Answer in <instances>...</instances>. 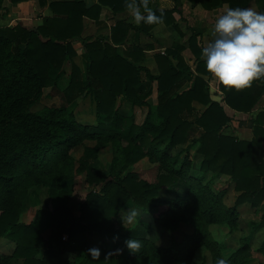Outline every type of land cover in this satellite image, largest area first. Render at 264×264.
I'll list each match as a JSON object with an SVG mask.
<instances>
[{
	"label": "trees",
	"instance_id": "1",
	"mask_svg": "<svg viewBox=\"0 0 264 264\" xmlns=\"http://www.w3.org/2000/svg\"><path fill=\"white\" fill-rule=\"evenodd\" d=\"M197 1L206 9L223 2L229 7L248 8L249 3ZM38 3L45 5L48 0ZM255 3L257 11L264 12V0ZM125 4L126 0H98L88 8L80 0L50 1L48 6L56 15L43 18L37 27H0V236L14 242L10 254H0V264H8L12 258L22 264H120L112 248L126 252L123 264H204L195 260L200 247L209 252L212 264L218 258L229 264L249 262L247 239L224 255L226 246L214 238L210 225L226 224L230 231L235 230L237 207L245 202L258 206L264 201V110L249 119L252 137L240 139L225 133L230 117L218 101L210 98L206 80L195 75L188 88L177 90L192 74L183 57L177 56L173 65L163 56L159 74H151L136 63L135 51L119 52L116 45L124 42L130 27L122 20L112 27L110 38L115 45L107 38L81 37L83 16L97 20L101 5L119 11L126 8ZM154 11L164 23L174 24V9ZM155 24L141 22L139 29L147 33ZM75 40H80L85 49L86 68L82 72L71 62L64 93L73 101L85 94L92 97L95 123L91 124L78 121L67 106L31 109L46 86L58 84L64 62L76 54ZM195 55V70L211 74L204 60ZM154 79L159 94L152 109L146 99L152 93ZM218 85L222 100L237 111H250L264 94V76L242 89L226 87L220 81ZM118 96L131 105L148 107L141 122L135 121L134 113L123 114L114 107ZM193 100L205 108L200 112ZM154 111L160 116L158 120ZM190 128L198 129L199 134L191 138L184 148L185 156L179 160L169 148L185 142ZM84 140L95 143L86 145L76 161L69 151ZM105 144L113 148L108 172L94 166ZM191 151L201 156V172L197 175L190 174ZM144 157L159 165L155 182L140 179L133 170ZM208 170L230 176L237 192L232 205L224 202V190H214L203 181ZM77 172L84 173L89 188L79 202L78 214H74L66 205L69 194L62 183ZM38 186L45 187L48 196L59 204L52 210L38 208L31 222H20L30 189ZM164 188L172 195L161 196ZM130 200L150 215L149 220L141 218L142 226L151 221L173 232L184 223L191 230L180 239L159 245L136 227L115 225L113 217ZM261 219L264 223V212ZM93 233L101 241L91 245L88 236ZM129 238L138 239L141 247L130 250L125 243ZM92 247L99 249L97 257L88 251ZM257 249L264 255V239ZM64 250L74 254L71 261L58 260Z\"/></svg>",
	"mask_w": 264,
	"mask_h": 264
},
{
	"label": "crops",
	"instance_id": "2",
	"mask_svg": "<svg viewBox=\"0 0 264 264\" xmlns=\"http://www.w3.org/2000/svg\"><path fill=\"white\" fill-rule=\"evenodd\" d=\"M50 1L56 0H48V3ZM80 1H82L88 8L94 7L98 2V0ZM48 3L40 5L38 0H2L0 4V27L21 25L27 29H33L42 23L43 18L54 17L56 15V13H54L48 6ZM149 7L153 10L174 9V24H166L162 21L160 23H156L149 30V32L146 33L139 29L140 24L132 22V16L127 8L120 9L119 11H113L111 7L101 5L97 20H94L92 17L87 15L83 16L81 37L107 38V40L111 41V44L115 45L110 38L112 27L117 21H124L126 24L130 25V27L127 31L124 42L116 45L120 53L135 51L137 55V58H135L136 63L144 68H147V70L153 75L159 74L160 68L163 65V56L169 57L173 65H176L178 61L177 56L183 57L189 65L192 74L181 81V85L177 88V90L188 88L195 75L202 77L207 82L210 98L218 101L223 106L226 114L230 117V126L228 125L226 127L225 133L233 134L240 139H250L253 134L252 129L249 125H244V123L247 124L249 119L259 110H264V94L258 98L257 102L250 111H237L229 107L222 100V94L218 85L219 80L214 78L212 74L208 75L195 70V54H198L201 59H203L201 55V48L204 43L211 38V28L215 22V18L229 8L228 4L223 2L220 5L206 9L201 2L197 0H149ZM248 8H252L257 11L255 0H249ZM73 46L76 54L72 59H68L64 62V76L69 75L72 61L79 66L82 72H85V49L80 40H75L73 42ZM170 49L171 52H169ZM127 56L129 60H132V56L130 54H127ZM142 74L144 76L145 73L142 72ZM152 88L150 96L154 97L155 103L157 104L159 91L158 81L156 79L152 82ZM150 96L146 99L148 103H150ZM192 104L200 112L205 108L204 104L200 101L193 100ZM239 123L241 124L239 125ZM232 126L234 127L233 133L231 132ZM228 128L230 129L229 132L226 131ZM36 210L34 213L32 212V214H30L31 217L28 220H22L23 213L21 211L19 221L23 223L31 222L35 216ZM93 234L96 237H99V235L95 233ZM0 238L10 244L13 243L10 251L12 252L14 242L6 236H0ZM10 252L0 251V254H10ZM11 260L9 261L10 263ZM20 264L22 263L20 262Z\"/></svg>",
	"mask_w": 264,
	"mask_h": 264
},
{
	"label": "rangeland",
	"instance_id": "3",
	"mask_svg": "<svg viewBox=\"0 0 264 264\" xmlns=\"http://www.w3.org/2000/svg\"><path fill=\"white\" fill-rule=\"evenodd\" d=\"M68 77L62 74L59 82L55 86H46L43 95L38 103L32 106V110H40L45 106H67L71 108L75 114V117L78 121L82 123H95V105L92 97L89 94L76 96L73 100H67V96L64 93V87L67 84ZM151 97V96H150ZM148 103L153 109L156 105L154 97L149 98ZM115 108L119 110L120 113L126 114L129 112L134 113L135 121L141 122L147 111V106L131 105L129 100L124 99L121 96H118L115 101ZM154 118L159 119L158 113L153 112ZM249 122V121H248ZM244 123V125H248ZM241 123H239L240 125ZM230 126V125H229ZM234 127H231V132L233 133ZM225 131V130H224ZM226 131H230L228 128ZM199 130L195 128H190L188 131V136L185 142L175 145L174 147L169 148V153L171 155L178 156V159L181 160L185 156L184 148L190 142L192 137L198 136ZM252 137V136H251ZM95 143L94 140H84L79 145L70 149V154L77 161L80 155L83 152V148L88 145L91 146ZM264 150V146H263ZM264 152V151H263ZM113 148L110 144H105L101 146L97 157L94 160V166L104 172H108L110 162L112 159ZM191 168L190 174L197 175L201 172L200 160L201 156L195 154L191 151ZM77 164V163H76ZM133 170L137 173L140 179H145L149 182H155L157 174L159 172V165L157 162L150 161L147 157H144L138 160L133 165ZM204 182L208 183L214 190H224L223 200L226 204L232 205L237 196V192L234 190L233 181L230 176L226 173L215 174L213 171L208 170L204 173ZM62 187L68 191L69 198L67 201V206L74 214H78V205L79 202L84 198L86 192L88 191V183L85 180L84 173H76L72 179L64 181ZM30 197L27 199V204L23 208L22 220H28L34 211L37 208L45 207L50 210L54 209L59 201L53 200L48 196L47 190L45 187L38 186L37 188L30 189ZM161 196H171L172 192L170 189L164 188L160 191ZM34 198L38 199V203L34 204ZM136 209L137 216L133 221L129 222L124 218L126 210ZM239 215L237 221V227L235 230L230 231L229 227L226 224H211L210 231L219 242L223 243L226 248L223 252L224 255L229 254L233 249H235L240 243L245 239L250 244L251 257L248 264H264V255L258 251V247L264 239V223L261 219L264 212V201L260 202L258 206H252L248 202H245L237 207ZM29 215V216H28ZM141 218L150 219V215L147 213H142V211L135 206V204L130 200L128 201L119 211L117 215L113 217L115 225L121 226L123 228L136 227L139 230H142V234L151 237L159 245H167L172 238L180 239L185 232L191 230L189 224L181 223L176 230L173 232L165 231L158 224L150 223L148 225L140 224ZM66 236L64 235V238ZM101 241L100 236L96 237L94 234H89L88 243L95 244ZM13 243L3 241L0 238V251L10 252ZM117 260L120 264H123L126 252L123 249L112 248ZM74 257V254L71 251L64 250L58 257V260L62 261H71ZM195 260L200 263L201 261L204 264H212L210 254L203 247H200L195 254ZM20 259L13 258L9 264H20Z\"/></svg>",
	"mask_w": 264,
	"mask_h": 264
},
{
	"label": "clouds",
	"instance_id": "4",
	"mask_svg": "<svg viewBox=\"0 0 264 264\" xmlns=\"http://www.w3.org/2000/svg\"><path fill=\"white\" fill-rule=\"evenodd\" d=\"M132 22L154 24L163 17L149 7V0H126ZM206 70L226 87L242 89L253 79L264 76V12L246 7H229L215 18L211 38L201 48ZM137 216L136 209L126 210L124 218L129 222ZM126 246L135 251L141 247L138 239H127ZM92 256L99 249L92 247ZM215 264H229L218 258Z\"/></svg>",
	"mask_w": 264,
	"mask_h": 264
}]
</instances>
